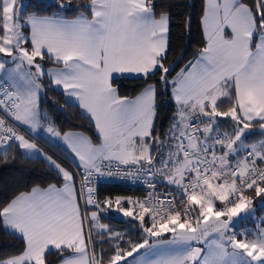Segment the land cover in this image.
<instances>
[{
  "label": "snow or ice",
  "instance_id": "6c2138e0",
  "mask_svg": "<svg viewBox=\"0 0 264 264\" xmlns=\"http://www.w3.org/2000/svg\"><path fill=\"white\" fill-rule=\"evenodd\" d=\"M55 6L65 11L59 0ZM84 7L91 19L83 13L75 19L61 13L25 16L28 5L0 0V73L4 74L0 88L8 83L12 89L0 91V112L4 113L0 155L7 157L13 144L26 150V157L40 153L8 121L31 131L42 127L39 79L47 75L79 100L99 133V145L82 134L63 136L84 166L85 182L95 173L103 174V160L114 158L124 165L143 161L148 167L137 172L159 173L182 197L179 206L170 193L165 199L150 197L151 203L117 197L115 205L124 216L133 217L134 209L122 207V200L135 206L134 218L144 239L127 240L128 249L117 242L107 264H264V228L248 239L246 233L234 230L232 221L252 203L243 194L246 189H253L257 196L264 194V139L246 143L253 135H246L253 123L264 136V0H205L206 44L172 81L179 110L167 133L174 143L167 153L161 151L159 167L153 164L145 142V138L155 139V86L148 84L129 99L118 95L112 80L114 73L147 78L157 70L169 72L163 64L169 15L160 13L157 18L151 0H90ZM25 44H30V50ZM46 54L62 67L43 68L37 58L44 60ZM9 64L13 67L7 68ZM224 103L229 105L226 110H222ZM220 117L234 122L230 133L220 130ZM47 131L60 135L50 125ZM46 159L65 183L34 187L0 207L5 230L25 240L22 253L0 259V264H47L46 254L53 252L60 254L61 264H104L103 256L97 258L95 247H89L92 233L90 229L86 237L83 221L90 219L97 229L106 230L107 225L99 223L96 211L82 216L72 173L51 157ZM149 186L154 188L151 182ZM80 191L86 205L100 208L93 188L83 184ZM233 195L235 199H230ZM216 201L221 208L215 207ZM105 204L111 207L113 201ZM260 207L264 208V202ZM248 215L254 216L255 211ZM145 216L150 226H145ZM102 235L123 239L120 233ZM134 253L138 255L129 261Z\"/></svg>",
  "mask_w": 264,
  "mask_h": 264
},
{
  "label": "trees",
  "instance_id": "16d2710c",
  "mask_svg": "<svg viewBox=\"0 0 264 264\" xmlns=\"http://www.w3.org/2000/svg\"><path fill=\"white\" fill-rule=\"evenodd\" d=\"M19 2L28 5L27 11L24 12L25 16L33 12L40 15L61 13V9L55 6L57 0H19ZM242 2L250 3V0H242ZM59 3L65 5V11L61 13L65 17H75L81 13L91 16L90 11L84 7L90 3V0H59ZM151 3L157 16L160 13H167L170 17L169 47L163 60L164 67L168 68L169 72L163 73L157 70L147 78L142 76H120L113 79V85L117 88L119 94L124 97L135 96L148 84L156 85L157 106L154 136L159 142L161 141L160 143H163L166 132L174 122L177 113V105L173 100L172 81L181 69L186 68L190 62L195 61L197 54L206 44L202 26L205 0H151ZM25 32L29 35L28 29H25ZM28 46L30 47V44ZM37 59L47 65H58L49 59L48 55H45L44 60ZM162 76L164 77L163 79H161ZM40 83L43 91L39 99V106L46 122L52 124L61 132L70 129H83L89 132L93 138L98 139L91 119L83 114L79 106L67 101L64 93L54 86L47 75L40 77ZM228 107V103H224L222 110H226ZM218 119L221 121L220 130L230 133L234 122L227 117ZM247 132L253 133L246 140L248 144L264 139V136L259 134V126L255 123H253L252 128L246 131V135ZM43 145L71 170L73 163L57 146ZM64 183L62 174L44 158L26 157L15 144H13L12 150L7 157L0 155V207L6 206L19 193L30 191L34 187H47L51 184L62 186ZM130 192V189L122 186H104L100 188V208H91L88 216L90 217L91 212L96 211L99 223L107 225L106 230L97 229L90 219L88 222L85 219L87 230L91 229L92 233L93 244L90 245L95 247L97 258L101 255L103 256L104 264H107L108 259L114 255V245L117 242L122 248L128 249L127 240L137 243L142 242L144 239L140 222L134 218L135 214L133 217L124 219L119 216L123 213L115 205L116 195L125 197ZM246 194L254 198L253 202L257 209L258 217L263 209L260 205L261 202H264V197L262 195L257 196L253 189L246 191L244 195ZM106 200H112L113 205L111 207L106 205ZM121 206L128 208L126 200H122ZM257 217L249 215L243 217L239 223L247 220L254 221ZM145 226H150L147 218H145ZM105 231L108 233H120L123 239L117 241L111 235H102ZM258 232L259 230H256L253 234ZM238 238L240 237L238 236ZM24 249L25 240L17 234H10L9 231L5 230L3 223H0V259L20 254ZM143 251L144 249H141L140 253ZM63 255L67 256L69 253L64 252ZM137 255L134 253V256L129 257L128 260L130 261ZM59 260H61V257L57 252H53L51 255L46 254L47 264H56Z\"/></svg>",
  "mask_w": 264,
  "mask_h": 264
},
{
  "label": "built area",
  "instance_id": "2783aa9c",
  "mask_svg": "<svg viewBox=\"0 0 264 264\" xmlns=\"http://www.w3.org/2000/svg\"><path fill=\"white\" fill-rule=\"evenodd\" d=\"M2 78L3 76L0 73V82H2ZM3 89H8L10 91L12 90L8 83H3V88H0V91H2ZM0 116H4V113L0 112ZM5 118L7 119V117ZM8 122L12 124L13 127H16V130L19 132V134L26 131L23 125L17 126L11 120H9ZM168 132L169 130L166 132L165 140L163 143H161V146L159 147L158 151L156 150L152 155L153 164L156 165L157 167H159V164L157 162L160 159L161 151L167 153V151L169 150V144L174 143V141L169 140L167 135ZM36 140L39 143L44 144L39 138H36ZM0 151H3V149H0ZM100 163H101V171L103 174L101 175L100 173H95L94 175L88 178L87 182H85L84 180V173H85L84 167L76 166L73 164L71 165L72 175L79 190V195L84 213L87 212L88 214L91 208H97V207L95 205L85 204V200L81 195V191H80L81 186L83 184H87V187H91L94 189L93 197L97 201V203H99V205L101 202L99 196V190L101 187L122 186L131 190V192L124 198L130 197L133 201L149 200V202L151 203V199H155L157 198V196L159 197V199H165L166 194L170 193L172 197L176 198L177 206H179V201L181 200L182 197L177 194L178 190L176 189V186L169 184L159 173L152 175L151 173L146 174L144 171H140V172L136 171L137 168L143 169L148 167L143 161H141V163L137 165H132V164L124 165L121 164L118 160H114V159L111 160L106 159L101 161ZM261 167H264V165H261ZM126 173H131V175H128ZM149 182L154 184V188L149 186ZM248 190L251 189H246L244 193ZM86 194L87 193L85 192V195ZM117 197H123V196L116 195L115 199ZM230 199H235V196L234 195L231 196ZM127 206L128 208L129 207L133 208L135 214V206L129 203H127ZM221 207L222 205L220 207L217 206L216 208H221ZM145 218L148 219L147 216H145ZM86 220L87 222L89 221V219ZM263 225H264V208L261 210L260 215L257 218H255L254 221L247 220L239 223L235 227V231H237L238 233L240 232L246 233L248 238L256 230L262 229Z\"/></svg>",
  "mask_w": 264,
  "mask_h": 264
},
{
  "label": "crops",
  "instance_id": "0c3cea01",
  "mask_svg": "<svg viewBox=\"0 0 264 264\" xmlns=\"http://www.w3.org/2000/svg\"><path fill=\"white\" fill-rule=\"evenodd\" d=\"M84 14V13H83ZM80 15V14H79ZM78 15V16H79ZM84 15H86L89 19H91V16H88L87 14H84ZM46 16H51V15H46ZM78 16H75V17H66L67 19H75L76 17H78ZM157 18H159V16H157ZM204 31V30H203ZM205 34V33H204ZM29 35H30V32H29ZM169 37H170V17H169V30H168V33H167V38H168V47H169ZM167 52H168V49H167V51H166V53H165V55L167 54ZM47 55V54H46ZM43 63V62H42ZM45 65V69H54V68H58V67H62V65H54V64H52V65H47V64H44ZM180 73V72H179ZM178 73V74H179ZM2 74V73H1ZM177 74V75H178ZM177 75H176V77H177ZM2 76H4L3 74H2ZM120 76H130V77H139V76H142V75H140V74H113V79L114 78H116V77H120ZM175 77V78H176ZM49 78V77H48ZM54 84V83H53ZM152 85H154L155 86V88H156V106H157V87H156V85L155 84H152ZM54 86L58 89V90H60V91H62L63 93H64V95H65V97H66V99H67V101H69V102H71V103H73V104H76L77 106H79V108L81 109V111L83 112V114L85 115V116H87L89 119H91V121L93 122V124H94V126H95V122H94V120L91 118V114L90 113H88L87 111H86V109H84L81 105H80V103H79V100L76 98V97H74V96H69V95H67L66 94V92H65V90L62 88V86H57V85H55L54 84ZM112 86L117 90V88L113 85V80H112ZM146 87V86H145ZM144 87V88H145ZM144 88L138 93V94H136L135 96H132V97H128L129 99H134L135 97H137L138 95H140V93L144 90ZM70 91V90H69ZM117 93H118V95L120 96V97H124V96H121L120 94H119V92H118V90H117ZM40 99V98H39ZM223 99V98H222ZM173 100H174V97H173ZM175 101V100H174ZM176 103V102H175ZM219 103V102H218ZM38 105H39V100H38ZM176 105H177V103H176ZM178 110H179V105H177V113H178ZM39 111L41 112V114H42V111H41V109H40V106H39ZM155 112H156V108H155ZM177 113H176V115H177ZM155 119H156V115H155V118H154V120H153V129H152V132H153V137L155 138V136H154V125H155ZM40 124L42 125V127H40V128H37L35 131H31L29 128H28V126H26V125H23L24 127H25V129H26V131H24V132H22V133H20L21 135H24L25 136V138L26 139H29L32 143H35L36 145H37V147L41 150L40 151V153H35V152H33L32 154H31V158H44L49 164H51L47 159H46V157H51V159L52 160H54L57 164H59L62 168H64L65 170H67V171H69V172H71L72 173V171L70 170V168L69 167H67L65 164H63V162H61V160H59L55 155H53L52 153H50L48 150H47V148H45V146L43 145V144H41V143H39L37 140H36V138H39L45 145H53V146H57L65 155H66V157L73 163V164H75V165H77V166H83V164L80 162V160H79V157H77L76 156V154L72 151V148L69 146V143L67 142V141H65L64 139H63V136L66 134V133H76V134H82V135H84V136H87V137H89L90 139H91V141L94 143V144H96V145H99L100 143H101V139H100V137H99V133H98V131H97V129H96V127H95V130H96V132H97V135H98V139H95V138H93L92 137V135L89 133V132H87L86 130H83V129H70V130H67V131H65V132H61V131H59L55 126H53L52 124H50V123H48V122H46L45 120H44V118H43V116L41 115L40 116ZM51 126L56 132H59L60 133V135L59 136H54L51 132H48L47 131V128H48V126ZM145 142L146 143H148L149 145H150V154L151 155H153V153L157 150L158 151V149H159V147L161 146V141L159 142L156 138L155 139H149V138H145ZM159 142V143H158ZM16 143H18V142H16ZM137 145L139 146V139L137 138ZM22 150V152L25 154V152H26V150H24V149H21ZM241 158H242V155H241ZM114 159V158H113ZM231 159V158H230ZM116 160V159H115ZM84 167V166H83ZM56 169V168H55ZM57 170V169H56ZM58 171V170H57ZM74 184H75V189H76V197H77V202H78V204H79V206H80V210H81V214H82V216H83V214H84V211H83V207H82V203H81V199H80V195H79V190H78V188H77V185H76V183H75V180H74ZM51 185H53V184H51ZM54 185H56V184H54ZM57 187H63V185L62 186H58V185H56ZM40 187V186H39ZM48 187V186H47ZM47 187H41V188H47ZM32 190V189H31ZM30 190V191H31ZM30 191H24V192H21V193H28V192H30ZM21 193H19L18 195H20ZM17 195V196H18ZM246 197H248L251 201H252V207L254 208V211H255V215L254 216H252V217H257V215H258V213H257V209H256V207H255V205H254V202H253V200H254V198H252V197H250V195L249 194H246L245 195ZM262 197H264V194H262ZM14 199V198H13ZM219 201H216L215 202V204L216 203H218ZM219 203H221V202H219ZM247 216H249V215H246V216H242L241 218H239L237 221H235L234 222V224L237 226V224L239 223V221L243 218V217H247ZM83 226H84V230H85V234H86V237H87V233H88V230H87V224H86V220L84 219V221H83ZM5 227V226H4ZM235 230V229H234ZM17 235H19V234H17ZM170 235L171 234H166L165 235V238L167 239V238H170ZM254 235V234H253ZM253 235L251 236V237H249L248 239H252L253 238ZM20 236V235H19ZM198 246H201V247H203V245H198ZM89 247L91 248V245H89ZM145 251V250H144ZM143 251V252H144ZM143 252H141L140 254H142ZM17 255H19V254H17ZM13 256H15V255H13ZM9 257H11V256H9ZM8 258V257H7ZM5 259V258H4ZM133 259V258H132ZM131 259V260H132ZM130 260V261H131ZM56 264H61V260H59Z\"/></svg>",
  "mask_w": 264,
  "mask_h": 264
},
{
  "label": "rangeland",
  "instance_id": "374dc122",
  "mask_svg": "<svg viewBox=\"0 0 264 264\" xmlns=\"http://www.w3.org/2000/svg\"><path fill=\"white\" fill-rule=\"evenodd\" d=\"M20 4H22V5H24V3H22V2H19ZM24 31H25V29H24ZM25 34L27 35V32H25ZM25 47H28L29 48V50H30V47L28 46V44H25L24 45ZM3 57V54H0V58H2ZM37 62L38 63H40L41 64V66L43 67V68H45V65H44V63H42V61H39L38 59H37ZM6 67L7 68H11V67H13V65H11V64H9V65H6ZM26 67V66H25ZM32 71H35V69H32ZM3 74V73H2ZM4 75V74H3ZM39 82H40V79H39ZM42 91H43V89L41 88V91H40V93H39V98H40V96L42 95ZM247 143V142H246ZM115 160V159H114ZM222 204L221 203H216L215 204V207H220ZM253 205L252 204H250L249 205V207H248V209H246L245 210V212H242V213H240V215L238 216V217H233L232 218V221H233V223L235 222V221H237L239 218H241L242 216H246V215H248V213L250 212V211H252V210H254V208L252 207ZM222 219H224L223 217H222ZM91 244H93V239H92V243Z\"/></svg>",
  "mask_w": 264,
  "mask_h": 264
},
{
  "label": "water",
  "instance_id": "95a60500",
  "mask_svg": "<svg viewBox=\"0 0 264 264\" xmlns=\"http://www.w3.org/2000/svg\"><path fill=\"white\" fill-rule=\"evenodd\" d=\"M119 216H120V217H123L124 219H127V217L124 216L123 214H120Z\"/></svg>",
  "mask_w": 264,
  "mask_h": 264
}]
</instances>
